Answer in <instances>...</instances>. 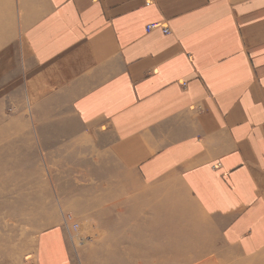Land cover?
Masks as SVG:
<instances>
[{"label":"crops","instance_id":"obj_1","mask_svg":"<svg viewBox=\"0 0 264 264\" xmlns=\"http://www.w3.org/2000/svg\"><path fill=\"white\" fill-rule=\"evenodd\" d=\"M18 1L27 83L79 127L63 139L162 199L152 214L196 212L238 264H264V0ZM34 246L74 264L61 226Z\"/></svg>","mask_w":264,"mask_h":264},{"label":"rangeland","instance_id":"obj_2","mask_svg":"<svg viewBox=\"0 0 264 264\" xmlns=\"http://www.w3.org/2000/svg\"><path fill=\"white\" fill-rule=\"evenodd\" d=\"M19 7L18 0H0V264L35 261L37 235L62 226V215L71 216V224L92 237L82 246H70L74 264H132L131 253L141 244L131 248L130 242L148 222L162 218L152 213L163 200L141 194L136 178L126 177L104 155L92 154L86 139L76 135L66 140L65 135L79 132L71 113L52 95H35L36 86L29 79L27 83ZM41 135L46 142H41ZM167 217L172 223L179 221L181 230L155 222L152 233L166 238L150 242L153 249L162 246L169 255L176 247L181 246L183 254L192 245L190 252L209 245L211 250L190 263H239L216 231L199 227L204 223L198 213Z\"/></svg>","mask_w":264,"mask_h":264},{"label":"bare ground","instance_id":"obj_3","mask_svg":"<svg viewBox=\"0 0 264 264\" xmlns=\"http://www.w3.org/2000/svg\"><path fill=\"white\" fill-rule=\"evenodd\" d=\"M13 54H15V53H13ZM19 54H20V52H19ZM19 65H20V63H19ZM26 65H27V61H26ZM23 70H25L24 75L26 77V72L28 69L26 70L24 64H23ZM15 75H16V73H15ZM132 217H138V215H132ZM155 222L161 223V225H162V223H164L166 225L169 224L172 226V229L175 232L181 230V228H179V226L177 228L179 221L172 223L170 221V217H167V214L162 215L161 219H155ZM155 222L154 221L148 222L144 228H141L142 230H140L139 232H136V238L137 239H135V237L132 238V239H134V241L130 242L131 248H133L134 246L137 247L138 244L139 245L141 244V247L138 250L134 249L133 252L131 251L132 252L131 253V255H132L131 259H133L132 264H170V263L171 264L172 263L173 264H188L190 262L193 263V261L199 260L201 258L200 256L202 254L205 255L209 250H211V247L209 245H207L206 247H203L201 251L195 249L194 251H191L192 252L191 253L189 251L190 250L189 248L193 249L194 246L192 245V247L191 246L188 247L189 250L188 249L185 250L182 254L180 252V249L182 250V247L180 246V248L179 247L174 248L172 253L167 255L168 253L165 252V249L162 250V248H161L162 246H159L158 250L153 249L152 246H150L151 245L150 242L156 241L158 243H161L162 241H164V238H166L165 234L160 235V234L156 233V231L154 233H152L154 231L153 230L154 228L151 226H153L155 224ZM118 232H120V231H118ZM138 239H140V241ZM165 260H167L168 262H166ZM120 263L123 264V262H120Z\"/></svg>","mask_w":264,"mask_h":264},{"label":"built area","instance_id":"obj_4","mask_svg":"<svg viewBox=\"0 0 264 264\" xmlns=\"http://www.w3.org/2000/svg\"><path fill=\"white\" fill-rule=\"evenodd\" d=\"M156 29L161 30V32L164 35H167L169 33V30L167 28H164L161 26L160 23H154V24H150L147 25L145 27V32L149 33L152 31H156ZM63 219V224H62V228L66 233V238H67V242L69 246L72 247H76L77 245H83L84 243L91 241L92 237L91 236H84L82 230H80V227L77 223H73L72 222V218L69 215H62ZM24 264H36V261H33L32 259H29L27 261H25Z\"/></svg>","mask_w":264,"mask_h":264}]
</instances>
